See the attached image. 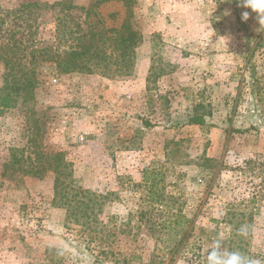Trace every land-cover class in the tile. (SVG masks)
<instances>
[{
	"label": "rangeland",
	"instance_id": "rangeland-1",
	"mask_svg": "<svg viewBox=\"0 0 264 264\" xmlns=\"http://www.w3.org/2000/svg\"><path fill=\"white\" fill-rule=\"evenodd\" d=\"M98 1L0 0V45L19 48L2 53L24 65L35 49L63 58L82 36L112 37L126 22L141 37L129 74L96 37L103 59L92 72L38 61L34 92L0 107V264H198L218 236L228 250L264 259L257 14L242 0H135L131 12ZM5 72L0 62V89ZM200 104L212 116L189 124ZM12 149L25 168L41 164L38 152H61L69 175L4 176ZM244 224L247 237L237 234ZM183 238L201 259L175 253Z\"/></svg>",
	"mask_w": 264,
	"mask_h": 264
},
{
	"label": "trees",
	"instance_id": "trees-1",
	"mask_svg": "<svg viewBox=\"0 0 264 264\" xmlns=\"http://www.w3.org/2000/svg\"><path fill=\"white\" fill-rule=\"evenodd\" d=\"M111 1H119L123 2L128 10L131 12L133 5L135 4V0H100L97 2V6L99 4L108 3ZM67 8H71V6H67ZM91 14V9L87 11V17ZM6 22L4 20H0V29L3 28ZM111 33L114 34L112 37H107L105 34H94L90 32V39L87 40L86 36H82L80 38L81 44L79 46L72 48L70 51L65 52L64 57L61 58V54H54L53 56H49L50 50L52 48L42 47L35 49L31 52L32 60L29 64L18 63L17 55L15 53L19 48H17V44L13 45L14 49H10V45L6 46L5 44L0 45V62L4 64L6 72L3 76L4 85L0 89V107L2 110L10 109L16 106L17 99L20 97L23 91H28L29 93L34 92V85L36 83V74H35V66L36 63L39 62H56L57 67L60 69L62 73L70 74L74 72H92L90 63L93 65H98V63L103 59L102 54L95 50L94 42L96 37L102 44H106L108 41L111 42L113 49L115 52L119 53V57L121 59V63L124 66V71L126 74L130 73V70L134 64L135 60V50L139 46L141 42V37L137 31L134 30L131 23L126 22L120 30H111ZM85 39V40H84ZM84 40V41H83ZM9 48L14 55L10 58L9 56H5L2 51L6 48ZM15 50V51H13ZM98 61V63L96 62ZM204 109L203 113H199V110ZM208 107L200 104L195 107L193 116L189 119L188 123L192 125L204 126L206 125V115L208 117L212 116V112L207 110ZM143 124L145 127H153V124L149 120H143ZM46 156V157H44ZM44 161L42 162V159ZM36 160L41 164H37V166H29L25 168V157L22 155V151L18 149H12L10 151V157L7 163L4 165L3 175L8 171H19L24 175H31L33 177H41L40 175L45 173L48 170H51L53 173L57 175L56 181L61 182V178H66L69 174H67L69 165L65 160V155L61 152L50 155H42L40 152L36 155ZM44 163V164H42ZM44 165V166H43ZM31 167V168H30ZM185 224L188 223V220H184ZM176 227L181 226L178 220H175ZM165 228H169L164 226ZM200 242V241H199ZM203 243H199V251H201ZM183 247L181 248V246ZM192 246L189 245V242L184 243V238L181 243L175 249V253H181L186 258H189L190 261L193 259H201V254H196L192 250ZM55 250L54 248H48L47 252ZM204 259V258H203ZM197 261V260H196ZM198 264H205L202 260H199Z\"/></svg>",
	"mask_w": 264,
	"mask_h": 264
},
{
	"label": "clouds",
	"instance_id": "clouds-1",
	"mask_svg": "<svg viewBox=\"0 0 264 264\" xmlns=\"http://www.w3.org/2000/svg\"><path fill=\"white\" fill-rule=\"evenodd\" d=\"M242 6L257 14L260 25L258 31L264 29V0H242ZM248 17V12L242 13L244 20H247ZM250 230V226L244 224L237 230V234L247 237ZM222 240L223 236H218L207 247L204 257L205 264H264V259L257 256L245 254L240 250H228L223 246Z\"/></svg>",
	"mask_w": 264,
	"mask_h": 264
}]
</instances>
